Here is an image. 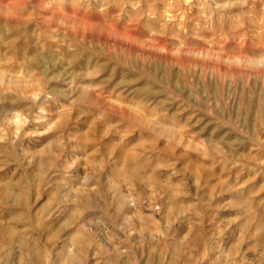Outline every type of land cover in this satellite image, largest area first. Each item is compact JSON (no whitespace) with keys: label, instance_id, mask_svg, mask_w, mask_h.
Instances as JSON below:
<instances>
[{"label":"rangeland","instance_id":"1","mask_svg":"<svg viewBox=\"0 0 264 264\" xmlns=\"http://www.w3.org/2000/svg\"><path fill=\"white\" fill-rule=\"evenodd\" d=\"M1 65L0 264H264V0H0Z\"/></svg>","mask_w":264,"mask_h":264},{"label":"bare ground","instance_id":"2","mask_svg":"<svg viewBox=\"0 0 264 264\" xmlns=\"http://www.w3.org/2000/svg\"><path fill=\"white\" fill-rule=\"evenodd\" d=\"M4 60V59H3ZM37 63L39 62L38 61V58L34 59L32 61V63ZM18 65V64H17ZM36 65V64H35ZM19 67V66H18ZM22 68V67H21ZM21 68H17V66H3L1 65L0 66V91L1 89H3V92H4V89H9L10 87L12 86H17V87H21L23 91H35L37 89H41L40 87H38L35 83V81H32L31 84H27L25 83L28 79H26L25 77H23L22 75H16V73L14 72H17V71H21ZM27 76V75H26ZM30 78V77H29ZM22 84H24L23 86H21ZM7 91V90H6ZM30 92V91H29ZM22 93V92H21ZM7 94V93H6ZM32 94V93H31ZM3 97V96H2ZM6 98H8L6 96ZM5 98V99H6ZM3 99V98H2ZM161 129L164 130V131H168V128L165 126V125H161ZM11 183L13 182L12 180L10 181ZM14 184V183H13ZM15 185V184H14ZM18 186V185H17ZM18 190V189H17ZM0 195L2 197H9V198H12L11 200L12 201H17L19 199L22 198V193L20 192H16V190H12L10 186H5V187H0ZM84 196V195H83ZM86 197V196H85ZM6 198V199H7ZM4 200V199H3ZM9 200V199H8ZM25 202V201H24ZM18 204V202H16ZM88 203V202H87ZM14 204V203H13ZM79 204V203H78ZM26 206V205H25ZM13 213V212H12ZM11 214V213H10ZM75 214V213H74ZM16 216V215H15ZM19 217V215H17ZM81 231V230H80ZM6 233V237L8 238V240L11 242L14 241V234L12 233V230H3L2 227L0 226V233ZM81 233V232H79ZM79 233H73L71 234L70 236V240L75 244V245H81L82 241H81V235L83 234H79ZM83 233V232H82ZM83 240V239H82ZM85 241V239H84ZM30 249V248H29ZM33 250V249H32ZM29 251V250H28ZM34 251V250H33ZM37 254V253H36ZM29 255H32L31 252ZM38 255V254H37ZM35 256V255H34ZM39 256V255H38ZM66 256V257H65ZM31 257V256H30ZM64 260H68V261H73L75 260L76 256L74 253H66V255H64ZM35 258V257H33ZM32 259V257H31ZM39 259V258H38Z\"/></svg>","mask_w":264,"mask_h":264}]
</instances>
